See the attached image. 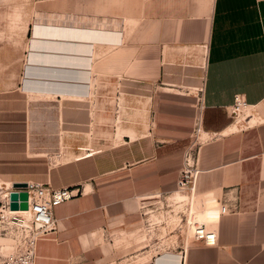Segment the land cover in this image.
I'll list each match as a JSON object with an SVG mask.
<instances>
[{"label":"crops","instance_id":"1","mask_svg":"<svg viewBox=\"0 0 264 264\" xmlns=\"http://www.w3.org/2000/svg\"><path fill=\"white\" fill-rule=\"evenodd\" d=\"M18 60L16 90L57 111L33 119L63 159L49 174L65 185H49L82 191L53 208L35 264H264V0H0V78ZM199 94L184 203L217 243L167 234L151 248L146 200L174 187Z\"/></svg>","mask_w":264,"mask_h":264},{"label":"rangeland","instance_id":"2","mask_svg":"<svg viewBox=\"0 0 264 264\" xmlns=\"http://www.w3.org/2000/svg\"><path fill=\"white\" fill-rule=\"evenodd\" d=\"M19 1L25 2V0ZM7 34L9 35V32ZM11 50L12 58H15L17 54V57L20 56L19 48H12ZM5 65L4 72L1 73L3 77L0 78V189L4 192V187L7 186L8 181L26 180L40 181L43 184L45 182L48 185L56 182V185L64 186L66 176L49 174L51 168H54L52 171H56L63 159L58 160L52 152L49 153L53 144L49 145L47 142L48 137L42 134L43 131H54L55 129L34 126L35 122H33V119L41 118L43 115L47 118L57 117L56 110H42L41 103H45L51 98L28 95L22 90H16L18 81L16 75L20 71L21 64L18 60L14 64L5 63ZM195 99L196 106L191 132L188 136V142L181 153L180 169L182 168L185 149L190 143L195 124L198 123L199 103L197 98ZM26 103H30V106L26 107ZM201 139L196 143L197 153L204 143L203 139ZM7 187L10 188L11 186ZM174 191H176L175 185L172 190L155 193L146 200L144 207L145 216L153 218L154 222L153 225L144 230L145 238H147L146 242L149 243L151 248L159 249V247L164 245L163 239L160 241L159 235L174 234L176 239L177 237L185 239L189 234L191 235L190 223L196 220L192 206L189 202L184 203L177 200L178 196L186 198L190 194L178 192L186 196H177ZM11 216L9 214L6 215L5 212H0V260L18 246L20 235L23 232L21 227L16 224L18 220L23 218L26 223L30 224L29 215L16 214L15 219Z\"/></svg>","mask_w":264,"mask_h":264},{"label":"built area","instance_id":"3","mask_svg":"<svg viewBox=\"0 0 264 264\" xmlns=\"http://www.w3.org/2000/svg\"><path fill=\"white\" fill-rule=\"evenodd\" d=\"M199 103L198 123L195 124L190 143L185 149L182 168L179 171L175 188L177 192H186L190 195L194 193L196 178L199 173L198 159L196 152V143L200 140L203 132L202 117H201V95L197 96ZM246 108L245 101L241 96H235L234 103L231 108V113L243 112ZM202 140V139H201ZM24 182V181H23ZM13 183V182H12ZM26 186L20 189L10 188L9 192H3L0 189V212L10 210L9 193L12 190L18 192L24 191L27 193V205L30 217V224L25 222V219L20 218L16 224L23 230L20 235L17 248H14L9 254L0 260V264H35V254L37 241L55 231L56 221L53 217V208L78 196L81 192L77 188L60 187L52 188L48 184H43L37 181L26 180ZM8 191L7 186L4 187ZM229 211L228 206L223 204L219 207V213ZM19 214V213H16ZM12 215L15 219V215ZM191 235L193 241L202 242L205 245H216L217 230L211 227L208 223H199L193 221L190 223Z\"/></svg>","mask_w":264,"mask_h":264},{"label":"water","instance_id":"4","mask_svg":"<svg viewBox=\"0 0 264 264\" xmlns=\"http://www.w3.org/2000/svg\"><path fill=\"white\" fill-rule=\"evenodd\" d=\"M232 115H236V112H232ZM26 186L25 182L22 181H15L12 183V187L14 189H20ZM10 198V204L9 208L10 210H27V193L24 191L17 192L16 190H13L9 194Z\"/></svg>","mask_w":264,"mask_h":264},{"label":"bare ground","instance_id":"5","mask_svg":"<svg viewBox=\"0 0 264 264\" xmlns=\"http://www.w3.org/2000/svg\"><path fill=\"white\" fill-rule=\"evenodd\" d=\"M238 114V116L241 114V112H238L237 113ZM238 116H235V117H238ZM203 137V136H202ZM10 188H13L12 186L10 187ZM9 187H7V189H8V191L7 190H5L4 189V192L3 193H1V194H4V193H6V192H9V190H11ZM14 189V188H13ZM13 191V190H12ZM18 192V191H17ZM174 193H176L177 194V196L178 195H183V196H186V195H184V194H181V193H178L177 191H174ZM10 194V193H9ZM175 194V195H176ZM194 195H190V196H186L187 198H191V197H193ZM177 200L179 201V202H184L185 200H186V198H184V197H180V196H178L177 197ZM10 209V208H9ZM5 212V214L7 215V214H9V216H11V215H14V214H16V213H19V214H23V215H29V211L28 210H6V211H3V213ZM195 220V219H194ZM196 221V220H195Z\"/></svg>","mask_w":264,"mask_h":264}]
</instances>
